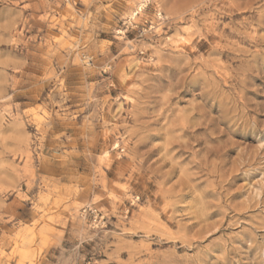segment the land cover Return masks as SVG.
I'll use <instances>...</instances> for the list:
<instances>
[{
  "label": "rangeland",
  "instance_id": "obj_1",
  "mask_svg": "<svg viewBox=\"0 0 264 264\" xmlns=\"http://www.w3.org/2000/svg\"><path fill=\"white\" fill-rule=\"evenodd\" d=\"M31 3L0 0V164L26 163L23 150L32 147L28 138L49 108L56 115L43 147L63 151L67 159L46 181L57 193L56 212L48 215L38 234L32 219L35 209L30 211L27 202L15 207L14 219L8 217L9 223L0 230V264H43L59 256L53 235L61 230L58 221L69 215L83 230L75 243L91 264H189L191 260L222 264L221 257L233 245L264 232V141L258 137L203 141L185 132L175 135L161 121L146 142L132 120L125 119L135 87L129 68L113 79L127 87L101 94L106 100L103 121L87 124L77 115L80 97L74 93L80 91L81 79L86 77L85 83L92 84L99 77L89 76L87 66L64 62L73 58L68 56V45L78 36L69 14L73 10L60 5L53 6L55 11L37 13ZM84 7L77 3L76 11L83 13ZM106 17L105 12L101 23ZM123 24L116 25L115 33L97 36L101 46L109 42L113 55L118 36L134 40L138 34L137 29L125 31ZM198 47L205 52L210 44L202 40ZM144 55L124 50L126 62ZM249 65L245 97L264 96V67L256 58ZM13 80L24 83L12 86ZM61 94L70 98L57 107ZM50 98L56 105L48 103ZM222 103H229V98L225 96ZM18 111L30 113L33 123L18 127L14 119ZM8 180L10 175L0 179V192ZM26 187L21 185V192ZM80 188L85 191L78 192ZM14 199L19 197L9 195L4 203Z\"/></svg>",
  "mask_w": 264,
  "mask_h": 264
},
{
  "label": "clouds",
  "instance_id": "obj_2",
  "mask_svg": "<svg viewBox=\"0 0 264 264\" xmlns=\"http://www.w3.org/2000/svg\"><path fill=\"white\" fill-rule=\"evenodd\" d=\"M77 3L84 4L83 13L76 11ZM60 5L73 10L69 14L73 16L74 31L78 32L74 43L68 45V56L73 58L65 59V64L87 66L89 76L99 77L92 84L85 83L86 77L81 79L80 91L74 93L80 97L77 115L87 124L95 126L103 121L102 105L106 100L101 94L111 88L127 87L113 83V79L129 68L135 87L130 92L133 104L126 110L125 119L132 120V127L144 135L146 142L161 121L175 135L185 132L203 141L253 137L264 141V96L246 98L244 88L249 61L256 58L264 67V0H32L31 3L37 13L55 11ZM93 8L94 12L89 11ZM105 12L106 21L101 23ZM120 21L124 22L125 31L137 29L138 34L134 40L118 36L120 43L113 55L109 42L104 41L101 46L97 36L99 32L115 33ZM168 30L172 31L171 36ZM202 40L210 44L205 52L198 47ZM124 50L147 55L126 62ZM89 60L93 61L92 65H88ZM210 68L213 72H209ZM103 73H109V77ZM15 83L24 81L13 80L12 86ZM225 96L229 98L226 105L222 103ZM69 98L61 94L57 107ZM48 103L56 105L51 98ZM55 115L49 108L40 127L28 138L32 147L30 151L27 147L23 150L28 157L23 166L0 164V179L11 176L8 186L0 192V230L9 223L8 217L14 219L15 207L22 206V202L31 205L30 211L35 209L32 219L36 221L38 234L48 215L56 212L53 201L57 193L46 181L56 174L57 168L65 166L67 158L63 151H46L43 147ZM111 115L121 119L119 115ZM14 119L21 128L33 123L30 113L18 111ZM122 127L128 129V125ZM21 185L27 186L23 192ZM84 191V188L78 190ZM13 194L19 199L5 204ZM40 213H44L42 218H38ZM58 223L61 230L53 235V241L60 254L43 260V264H91L86 259L87 253L81 255L78 251L81 245L75 243L82 239L83 231L78 230L75 217L69 215ZM221 261L222 264H264V232L257 233L250 242L245 239L233 245ZM189 264L198 262L191 260Z\"/></svg>",
  "mask_w": 264,
  "mask_h": 264
}]
</instances>
